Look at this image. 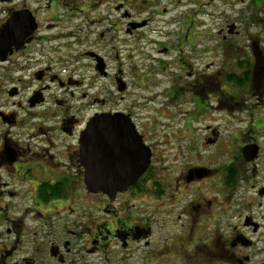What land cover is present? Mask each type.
I'll return each instance as SVG.
<instances>
[{"label": "flooded vegetation", "instance_id": "obj_1", "mask_svg": "<svg viewBox=\"0 0 264 264\" xmlns=\"http://www.w3.org/2000/svg\"><path fill=\"white\" fill-rule=\"evenodd\" d=\"M104 1L0 0V264H128L129 250L142 243L151 247V217L156 213L137 201L144 197L157 200L164 192L166 195V184L156 178V148L147 144L144 129L130 111L112 107L111 102L124 101L132 83L119 49H115L111 58L117 64L112 73L108 58L94 49L105 38L106 31L99 33L96 40L92 38L93 33L87 37L82 33L85 24L90 29L92 23H102V20H90V14L94 8L105 6ZM165 1L168 0H145L144 10H156ZM253 1L259 7L264 5L263 0H252L250 7ZM115 4L120 18L112 24V30L116 33L123 29L128 36H137L141 31L138 18L126 14L125 0H115ZM169 13L163 7L161 12L152 14L165 17ZM153 22L151 15L143 19L146 29ZM183 24L178 23L180 29ZM176 36L177 43L196 51L195 38L190 33ZM259 42L264 44V39ZM77 45L85 47V51L78 53ZM170 52L169 47L160 51L164 56L171 55ZM252 55L251 61L260 56L258 50ZM242 57L247 58L248 54ZM85 60L89 62L87 67ZM236 62V59L232 61L234 65ZM234 72L229 80L236 88ZM256 72L254 68L243 71L250 77L243 87L245 92L255 88ZM263 104L264 100L260 105ZM108 114L129 116L116 120L129 122V127L135 129L151 150L150 164L144 174L130 177L126 190L113 199L102 192L88 190L87 168L81 161L83 133L97 116ZM252 122L248 138L239 143L238 155L247 170L244 178L249 182L244 186L243 209L238 218L244 219L243 224L234 226V237L228 242L230 264H251L250 258L236 253L238 249L253 246L249 235L243 232L249 230L255 236L262 233L258 220L242 217L246 213L262 212L264 208L262 202L253 205L247 195L256 188L255 183L264 181V158L261 160L264 143L255 135L264 134V115L259 114ZM218 137V133H211L205 140L215 146ZM234 138L236 141L235 135ZM245 148H253L252 153L246 155ZM138 158L134 164L136 160L139 163ZM235 164L236 160L230 161L216 172L193 165L188 173L186 170L182 174L183 179L180 177L177 185L184 188L182 183L188 185L197 180L199 184L211 177L222 187L224 195L227 188H232L228 198L224 196L230 200L229 208L240 176L239 170L237 178L232 176ZM127 169L132 170L130 166ZM256 196L264 199V185L256 191ZM183 215H190L188 206ZM259 217L264 221V212ZM177 226V230L187 232L180 215L176 218ZM238 228H242L241 232ZM190 234L192 240L185 248L191 255L200 250L201 238L198 232ZM181 251L182 245L176 253ZM164 253L172 256L168 251ZM170 262L188 264V258L176 261L171 258Z\"/></svg>", "mask_w": 264, "mask_h": 264}, {"label": "rangeland", "instance_id": "obj_2", "mask_svg": "<svg viewBox=\"0 0 264 264\" xmlns=\"http://www.w3.org/2000/svg\"><path fill=\"white\" fill-rule=\"evenodd\" d=\"M144 2L125 0L124 11L138 18L139 25H143V19L150 15L154 18L149 28L146 29L145 25L138 28L141 31L137 36H128L123 29L116 33L112 30V24L120 18L114 9L117 6L115 0H105V6L94 8L90 20H102V23H92L90 29L85 24L82 31L84 37L93 33V40L106 31L105 38L94 49L108 58L112 73L117 64L111 58L115 49H119L132 83L124 101L111 102L112 107L128 110L138 119L144 129L142 133L148 141L150 139L147 144L156 148L154 168L157 181L167 186L166 195L164 192L160 199L144 197L137 201L143 203V207L150 206L151 213H156L151 217V247L147 248L143 243L135 246L129 250L127 261L128 264H175L170 262L171 258L175 261L188 258V264H230L228 242L234 237V226L241 227L243 224L244 219L240 221L238 218L243 209L244 186L249 182L244 178L247 177V170L238 155L241 149L239 143L248 138L247 132L253 119L261 113L264 115V104L260 105L264 100V44L259 42L264 39V5L259 7L253 1L250 7L252 0H168L159 4L156 10L149 11L144 10ZM163 7L170 11L165 17L152 14L161 12ZM178 23H184L182 29ZM180 33L182 37L190 33L195 38L196 51L177 43L176 34ZM161 46L169 47L171 55L160 53ZM85 49L77 45L78 53H83ZM254 50H258L260 56L251 61ZM245 54L248 57L243 59ZM234 59L244 61L242 68L238 63H232ZM84 65L87 67L89 62L85 60ZM245 66L257 70L255 88L246 92L237 85L234 88L228 79L234 71L237 77H241ZM211 133L219 134L215 146L208 145L205 140ZM255 135L264 143V134ZM234 160L237 163L233 166L234 171L239 170L240 176L236 192H230L235 194L231 201L233 205L229 208L230 200L224 196L228 198L232 188H227L224 195L222 187H218L211 177L199 184L197 180L188 185L182 183L184 188L177 185L182 174L186 170L188 173L193 165L216 172ZM262 185L263 180L255 183L256 188L247 193L253 205L264 204V199L256 196ZM187 206L190 210L188 216L183 215ZM263 212L264 208L262 212L242 216L258 220L262 228V233L257 236L249 230L243 232L249 235L253 246L236 252L250 258L251 264H264V221L259 217ZM178 215L182 216L187 232L177 230ZM193 231L198 232L201 244L200 250L190 255L185 245L189 247L192 236L188 233ZM180 245L183 246V251L178 252L181 256L176 253ZM127 254L124 252V255Z\"/></svg>", "mask_w": 264, "mask_h": 264}, {"label": "water", "instance_id": "obj_3", "mask_svg": "<svg viewBox=\"0 0 264 264\" xmlns=\"http://www.w3.org/2000/svg\"><path fill=\"white\" fill-rule=\"evenodd\" d=\"M124 117L129 118L122 114L97 116L81 140V161L87 168L85 179L88 190L102 192L111 199L126 190L130 177L143 175L151 160V150L135 129L129 127L130 123L116 120ZM129 143H134V146H129ZM251 149L245 148V154H251ZM137 158L140 166L137 160L133 163ZM128 166L132 170L127 169Z\"/></svg>", "mask_w": 264, "mask_h": 264}, {"label": "trees", "instance_id": "obj_4", "mask_svg": "<svg viewBox=\"0 0 264 264\" xmlns=\"http://www.w3.org/2000/svg\"><path fill=\"white\" fill-rule=\"evenodd\" d=\"M149 1H151V0H149ZM155 1H157V0H155ZM259 1V0H258ZM243 58V57H242ZM244 59V58H243ZM243 62L244 61H241V60H238L237 62H236V64L238 63V65H239V67L240 68H242V66H243ZM248 64V63H247ZM244 69L246 70H251V68L250 67H248V66H245L244 67ZM244 69H242V70H244ZM228 79H230L229 78V76H228ZM249 79H250V77H249V75L248 74H243L241 77H237L236 78V85H237V87H239L240 89H242L243 87L245 88V86H247V83L249 82ZM237 174V171H234V169H233V172H232V176H234V177H238V175H236ZM236 180V179H235ZM236 182H238V180H236ZM230 256V255H229Z\"/></svg>", "mask_w": 264, "mask_h": 264}]
</instances>
